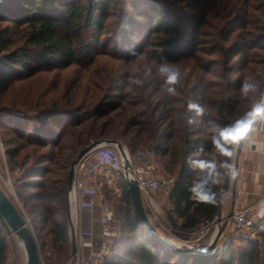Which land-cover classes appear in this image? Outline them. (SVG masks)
Here are the masks:
<instances>
[{
  "label": "trees",
  "instance_id": "trees-1",
  "mask_svg": "<svg viewBox=\"0 0 264 264\" xmlns=\"http://www.w3.org/2000/svg\"><path fill=\"white\" fill-rule=\"evenodd\" d=\"M185 1L188 14L177 8ZM102 57L110 59L108 69L99 66ZM182 62L192 63L169 83L160 68ZM262 65L263 1L0 0L2 143L9 169L20 171L16 187L26 193L23 206L35 237L45 231L59 260L70 256L67 170L82 148L104 139L155 150L173 178L172 208L166 211L173 226L189 231L213 219L224 165L236 142L225 133L244 123L260 95ZM69 67L90 76L67 85L55 102H35L30 113L16 111L15 101L11 110L1 107L18 83ZM245 82L254 87L245 92ZM213 171L218 174L210 181L214 202L194 198L193 183ZM119 187L117 193L101 185L119 227L106 264H264V228L254 237L235 236L221 249L182 251L150 234L123 175ZM8 233L0 217V264ZM38 248L42 252L45 241Z\"/></svg>",
  "mask_w": 264,
  "mask_h": 264
},
{
  "label": "built area",
  "instance_id": "built-area-1",
  "mask_svg": "<svg viewBox=\"0 0 264 264\" xmlns=\"http://www.w3.org/2000/svg\"><path fill=\"white\" fill-rule=\"evenodd\" d=\"M259 98L261 99L262 105H264V93L260 94ZM262 105L257 108L245 136V138L248 137V142L252 147H255L258 143H264V106ZM98 145L104 146V148L99 151L98 156H96L94 167L102 168L108 172L119 173L123 175L124 178L125 176L132 178L140 189L143 201L148 202L154 211L161 214V210L156 209L157 203L153 194L158 191L167 180L161 176L155 150L149 147H134L133 150H129L122 146L124 153L122 154L115 143L101 142ZM4 157L5 150L0 139V159ZM77 187L81 189L79 193L75 190ZM70 194H72L77 207H81L85 203L90 206L96 205L100 208L103 216V226L100 231L102 242L98 247L94 246L91 238H84L83 234L79 232L78 238L76 239V258L78 257L79 260L75 264H106L111 247L110 239L115 236L116 231L110 227V223L114 220V210L101 192L100 181L97 178L92 181L76 178L71 187ZM154 207L156 208L154 209ZM224 221H226V223H232L236 230L249 232L251 236L263 229L264 189L254 203L236 206L231 216L228 218L216 220L215 216L213 219L200 222V224L192 230L184 231V241L190 243L191 246L198 247L200 246L198 240H200L210 228L214 229L215 234ZM228 241L229 238L225 237V241L218 246V249L223 248ZM206 246L207 245L200 248ZM85 249L88 250L87 254L84 252Z\"/></svg>",
  "mask_w": 264,
  "mask_h": 264
},
{
  "label": "rangeland",
  "instance_id": "rangeland-1",
  "mask_svg": "<svg viewBox=\"0 0 264 264\" xmlns=\"http://www.w3.org/2000/svg\"><path fill=\"white\" fill-rule=\"evenodd\" d=\"M262 1L264 2V0H256V3L261 4ZM189 7H191V6H189V3H187V1H185V3H181L179 6H177V8H179L182 12H186V13H187L186 8H189ZM255 14L258 15L259 12L255 11ZM261 53H262V51H261ZM201 55H202V53H201ZM203 56H204V58L206 57L205 55H203ZM212 57L218 59L219 55L214 54ZM102 58H104L103 59L104 61L101 62L99 66H101V68L105 67L108 69L107 62L110 61V59L106 58V57H102ZM191 63L192 62H190V63H185V62L173 63L170 65H167V67H169L170 69H173V70H177L178 74H180V73L187 71L189 69ZM259 68L260 69L258 71V80L261 84H263L262 90L260 93V94H262V93H264V65L260 66ZM213 70H217V67H214ZM88 76H90V73L86 72V70H84V69L80 70V69H77L75 67H69L67 69H63V70L61 69L59 71H52V72L43 73L42 76H38V77L32 79L31 81L25 82L27 84L21 85L20 83H18L5 97H3L1 107L5 108V109H8V108L10 109V108H12V107H9L11 101H15V102H17V103H15V104H17L16 108H15L16 111H25V112L30 113V112H32L31 110H33V108H34L35 102H38L37 104L40 103L43 105H45L44 103L48 104L51 102H55L56 101V95L60 94L62 92V90L67 85H69V84L71 85L74 82H77V84H79L81 81H82V83L86 82L87 81L86 78ZM77 78H78V81H75ZM79 93L76 97H79ZM23 97H27V98L25 99V102L21 104L20 100ZM258 98H259V96L255 99L254 103L258 100ZM5 131H6V129L0 128V139H1V141L4 139ZM7 135L10 136V134H7ZM92 142H95V141H92ZM120 144H121V146L126 145L124 143H120ZM235 144H236V142H235ZM235 144H234V147H233L232 151L230 152L229 158H228V161L230 162V169H231V163H233L232 158H233V153H234V149H235ZM31 148L32 147H29V149H31ZM103 148H104V146H100V145L95 146L90 152H88L86 155H84L79 160V162L84 161V159L89 157V156H91L90 159L95 160L96 156H98V154H99V151H101ZM0 160H1V162H0V187L5 191V193L9 196V198L12 199V201L16 204L18 209L22 211L24 217L28 221V225L31 227L30 217L27 214L26 208L23 206V202L25 201L23 197L25 196L26 193H25V191H22L23 193L20 194L18 192V187H16V183H17L16 181H17V177L20 174V171L18 169H14L13 171H11L9 169V164H8L6 155L3 159H0ZM79 162L77 163L75 168L78 166ZM157 163H158V160H157ZM158 166L160 167L161 171H164V169L162 168V166L159 163H158ZM75 168H74V179H73L72 185L76 179L75 178ZM67 173H68V170H67ZM108 174L109 175H104V177H103L104 179H101L100 189H101V185H107V187L113 188L115 190V192L119 193L120 192L119 180H120L121 174L116 173V172H108ZM66 180H67V177H66ZM65 190H66V185H65ZM101 192L104 193L102 190H101ZM227 192H228V190H227ZM19 194L21 195V198H20ZM70 195H69V209H70L71 218H73L74 215L72 213H73V208L75 207L74 206L75 201L72 198H70ZM64 199H65V195H64ZM107 200L109 201V203L113 207L110 199H107ZM143 202H144V206H145L147 212L149 213L151 222L157 224L158 227L156 228V230L166 240H168L170 243H172L176 247L191 246L190 243H187L186 241H184L185 240L184 239V231L173 226L168 221V219L166 217V212L164 210H162L160 208L161 214L160 213L158 214L156 211H154L150 207L148 202H146V201H143ZM27 206H29V202H28ZM231 207H232V203H231ZM231 207H230V210H231ZM235 207L236 206H235V202H234V208ZM113 209H114V207H113ZM65 212L67 214L66 199H65ZM228 213H229V211H228ZM227 214L221 216V218H225L227 216ZM65 220H66V225L69 229L67 217ZM112 224L115 227L114 228L112 226V228L115 229L116 234L112 239H110V246H112L114 239L119 234L118 233L119 227L117 224L115 212H114V220H113ZM39 232H40L39 234L41 235V238L35 237L37 245L40 246L41 241H45V248L43 249L42 252L39 251L41 263H45V264H70V261H71V244L70 245L68 244V246L70 247V256H68V257L64 258L62 261H60L59 260L60 253L58 251H56V253H55L51 248L49 234H46L45 231H43V232L39 231ZM69 232H70V229H69ZM214 232H215L214 229L210 228L208 230V232L203 237H201L200 240H198V242L202 243V241H204V239H207L206 243H207V245H209L214 238V235H215ZM33 233H34V231H33ZM240 235L246 236V237H254L255 236V234L253 236H251L249 232H243V231L236 230L233 227L232 223L227 222L223 228L222 234L220 235V237L218 238V240L214 246V249H218V246L222 242L225 241V237H228L229 241H231V238H233L235 236H240ZM34 236H35V234H34ZM6 241H7V251H6V256H5V260H4L3 264H24V258H25L24 252H23V249L21 247V244L18 242L16 237L14 235H11L10 233H8L6 235ZM200 247H202V246H200ZM110 251H111V249H110ZM110 251H109V254L111 253ZM48 254H50V255H48ZM47 255L50 258H48Z\"/></svg>",
  "mask_w": 264,
  "mask_h": 264
},
{
  "label": "crops",
  "instance_id": "crops-1",
  "mask_svg": "<svg viewBox=\"0 0 264 264\" xmlns=\"http://www.w3.org/2000/svg\"><path fill=\"white\" fill-rule=\"evenodd\" d=\"M124 147L129 150H133L134 148L126 145ZM90 157L91 156L85 158L84 161L79 162L78 166L75 168V178H83L88 181L96 180L97 178L101 184V179H104V175L109 174L102 168L94 167V159H90ZM232 172L235 173L233 163H231L229 174L228 192L220 195L219 199L218 213L220 212L221 216L230 211L234 187L235 206L254 203L264 189V143H258L255 147H252L248 142V137H246L238 157V169L235 181L234 176L231 174ZM161 176L166 178L167 182L164 183L161 188L153 194V196L159 208L166 212L172 208L169 200V190L173 183V178L170 177L165 170L161 171ZM75 190L77 193L81 191L78 187ZM70 198L73 199L72 194L70 195ZM74 206L72 223L76 239L80 232L83 234L84 238H91L94 246L98 247L102 242L100 231L103 226V216L100 208L96 205L90 206L87 203L83 204L81 207H77L76 202ZM176 222L180 224L182 219L177 218ZM112 226L114 227L111 222L110 227ZM206 240L207 239H204V241L200 243V246L207 245ZM84 252L87 254L88 250L85 249ZM78 260L79 258L77 257L76 263Z\"/></svg>",
  "mask_w": 264,
  "mask_h": 264
},
{
  "label": "water",
  "instance_id": "water-1",
  "mask_svg": "<svg viewBox=\"0 0 264 264\" xmlns=\"http://www.w3.org/2000/svg\"><path fill=\"white\" fill-rule=\"evenodd\" d=\"M262 105L261 99L259 98L251 107L249 110V113L244 120L243 124H248V128L245 130V134L242 137H239L236 140L235 149L233 153V169L235 171L234 175V181L236 180V173L238 169V157L240 154V151L242 149V145L246 136V133L252 123V120L254 118V115L256 113V110L259 106ZM264 106V105H262ZM101 142L106 143H115L122 154V146L118 141H114L111 139H104L99 140L95 142H91L88 145H86L84 148H82L72 159L70 167L68 169L67 173V180H66V191H65V199H66V206H67V219L70 229V236H71V261L70 264L76 263V252H77V240L74 233L72 218L70 214L69 209V195L72 187V182L74 179V168L79 162V160L86 155L88 152H90L95 146H97ZM227 165L229 167H225L223 178H222V184H221V195L225 194L229 188V174H230V162H227ZM125 182L127 189L129 191L132 203L135 207V210L137 211L139 217L144 223V226L147 228V230L150 232L152 236H154L157 240L168 244L170 246H173L170 242H168L153 226L149 213L147 212L143 198L140 192V189L137 185V183L130 177L125 176ZM234 202H235V187L233 188V199H232V207L229 213L225 218H228L231 216L234 208ZM0 217L3 219L4 223L7 225V227L10 230V234L14 235L18 242L21 244V247L24 252V264H41L40 261V252L39 248L36 242V238L34 236L32 228L28 225L27 219L24 217V215L21 214L18 207L12 202V200L9 198V196L5 193V191L0 187ZM221 215L220 212L216 215V220H220ZM226 224V221H224L219 228L217 229L214 238L212 242L207 245L206 247L200 248V247H194V246H183V247H176L179 250L187 251L191 253H201V252H209L214 249V246L220 237V235L223 232V228Z\"/></svg>",
  "mask_w": 264,
  "mask_h": 264
},
{
  "label": "clouds",
  "instance_id": "clouds-1",
  "mask_svg": "<svg viewBox=\"0 0 264 264\" xmlns=\"http://www.w3.org/2000/svg\"><path fill=\"white\" fill-rule=\"evenodd\" d=\"M160 72L162 74L167 75V80L169 83H175L178 79V71L170 69L167 66L161 67ZM254 86L248 82H245L243 84L244 91L247 92L248 90L252 89ZM242 131V130H241ZM235 135L240 136V132H236ZM203 168L204 165H201ZM224 167H229L227 164L224 165ZM215 168V165H213V169ZM233 176L235 175L234 172L231 173ZM213 175H218L217 173L209 172L206 173L204 176H202L199 180L195 181L190 189L192 192L194 198L199 199L203 202H214L215 200V193L211 190V184L210 181L212 180Z\"/></svg>",
  "mask_w": 264,
  "mask_h": 264
},
{
  "label": "snow or ice",
  "instance_id": "snow-or-ice-1",
  "mask_svg": "<svg viewBox=\"0 0 264 264\" xmlns=\"http://www.w3.org/2000/svg\"><path fill=\"white\" fill-rule=\"evenodd\" d=\"M259 111V109H258ZM248 128V124H242L238 128L235 129V131H227L225 133L226 137L231 138L232 140H237L239 137H242L245 134V130ZM242 130V131H241ZM240 132V136L235 135L236 132Z\"/></svg>",
  "mask_w": 264,
  "mask_h": 264
},
{
  "label": "bare ground",
  "instance_id": "bare-ground-1",
  "mask_svg": "<svg viewBox=\"0 0 264 264\" xmlns=\"http://www.w3.org/2000/svg\"><path fill=\"white\" fill-rule=\"evenodd\" d=\"M156 207H157V208H156ZM156 207H154V209L156 208V209L160 210V208H159L158 204L156 205Z\"/></svg>",
  "mask_w": 264,
  "mask_h": 264
}]
</instances>
